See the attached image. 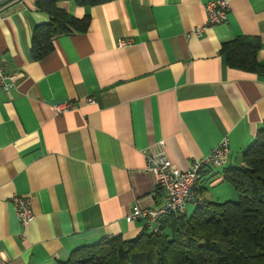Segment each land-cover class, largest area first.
Wrapping results in <instances>:
<instances>
[{
  "label": "crops",
  "instance_id": "0c3cea01",
  "mask_svg": "<svg viewBox=\"0 0 264 264\" xmlns=\"http://www.w3.org/2000/svg\"><path fill=\"white\" fill-rule=\"evenodd\" d=\"M35 1L0 0V58L16 74L14 89H0V264H54L104 237L139 234L145 220L125 221L133 206L165 202L144 149L182 172L225 140V164L204 166L194 193L206 203L233 199L222 171L241 164L264 123V74L229 67L220 48L257 37L264 64V0H226L227 20L213 26L212 0H62L69 15L89 17L88 28L56 37L33 60V27L49 20ZM195 28L200 35L188 36ZM67 101L77 107L54 112ZM15 195L34 213L24 236Z\"/></svg>",
  "mask_w": 264,
  "mask_h": 264
},
{
  "label": "trees",
  "instance_id": "16d2710c",
  "mask_svg": "<svg viewBox=\"0 0 264 264\" xmlns=\"http://www.w3.org/2000/svg\"><path fill=\"white\" fill-rule=\"evenodd\" d=\"M59 1H35V8L49 20L33 27V60L49 54L56 37L88 28V16L69 15ZM73 1L92 6L111 0ZM259 47L257 37L243 35L223 42L220 54L229 67L264 74V64L257 60ZM222 176L236 200L203 201L188 215L166 214L156 222V231L146 223L131 239L104 237L54 264H264V123L242 152L241 164L225 167Z\"/></svg>",
  "mask_w": 264,
  "mask_h": 264
},
{
  "label": "built area",
  "instance_id": "2783aa9c",
  "mask_svg": "<svg viewBox=\"0 0 264 264\" xmlns=\"http://www.w3.org/2000/svg\"><path fill=\"white\" fill-rule=\"evenodd\" d=\"M1 12V7H0ZM207 25L213 26L226 22L228 14V2L226 0H212L205 4ZM201 28H195L188 32V36H199ZM129 44V40L123 39L117 43L118 47ZM16 86V74L8 72L0 58V89L8 92ZM87 103H93L92 98L86 99ZM77 106L73 102H61L53 105V110L57 114L70 111ZM161 143V142H160ZM145 155V171L152 174L156 187L165 192V202L157 209L142 208L139 205L133 206L130 213L125 217L126 222L137 219L146 221L151 231H156V222L170 213H184L187 203L200 206L203 200L194 193V187L200 170L207 165L223 166L226 162L229 148L227 142L222 140L217 146L212 148L209 154L200 160L194 161L190 167L182 172H173L171 162L163 152H152L142 150ZM11 202L14 207L15 216L21 226V236H24L25 228L34 219V213L27 198L13 196Z\"/></svg>",
  "mask_w": 264,
  "mask_h": 264
},
{
  "label": "rangeland",
  "instance_id": "374dc122",
  "mask_svg": "<svg viewBox=\"0 0 264 264\" xmlns=\"http://www.w3.org/2000/svg\"><path fill=\"white\" fill-rule=\"evenodd\" d=\"M234 195H233V199H231V200H236V198H237V196H236V194L235 193H233ZM195 207V206H194ZM185 208H186V206H185ZM188 209V210H187ZM186 210L188 211L187 212V214H189L191 211H190V209L189 208H187Z\"/></svg>",
  "mask_w": 264,
  "mask_h": 264
}]
</instances>
